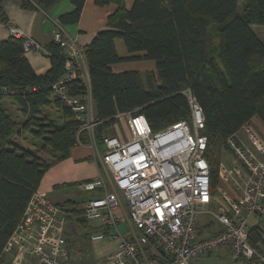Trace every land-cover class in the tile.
<instances>
[{"label":"trees","instance_id":"1","mask_svg":"<svg viewBox=\"0 0 264 264\" xmlns=\"http://www.w3.org/2000/svg\"><path fill=\"white\" fill-rule=\"evenodd\" d=\"M59 0H23L22 8L48 10ZM73 11L59 18L61 24L77 22L85 0H69ZM95 5L115 6L106 29L84 49L98 140L106 135L119 114L143 115L153 132L189 121L190 111L182 91L189 88L204 116L207 138L205 157L210 166V190L219 184L218 166L226 138L257 118L264 125V41L252 29L264 27V0H94ZM10 24L1 8L0 25ZM215 29L211 32V28ZM217 38L213 46L212 38ZM121 39L128 56L116 53ZM51 68L36 75L22 49V40L8 38L0 44V263L7 240L21 222L26 206L38 190L43 175L67 159L77 143L86 144L80 123L51 87L64 75L63 51L54 43L44 48ZM152 61L155 71L115 73L112 65ZM68 94L86 91L79 81L66 84ZM14 100L22 122L9 112ZM53 111V112H52ZM14 116V117H13ZM40 145L18 144L23 134ZM80 202L57 206L66 221H86ZM74 206V207H73ZM67 207H72L68 210ZM256 228L249 243L261 242Z\"/></svg>","mask_w":264,"mask_h":264},{"label":"built area","instance_id":"2","mask_svg":"<svg viewBox=\"0 0 264 264\" xmlns=\"http://www.w3.org/2000/svg\"><path fill=\"white\" fill-rule=\"evenodd\" d=\"M6 28L11 37L22 40L25 54L44 51L21 29L10 24ZM51 41L65 56L64 75L51 91L80 123L77 136L87 133L100 171L94 180L79 185L80 192L103 194L85 203L82 216L97 225L92 242L117 241L104 264H197L220 249L227 250L233 264H264V251L258 253L249 243V230L256 228L262 239L257 244H264V141L259 134L246 124L226 138L235 163L219 164V184L230 186L236 196L216 188L221 204L209 209L216 194L210 190L204 116L192 91H182L189 121L153 132L143 115L127 113L126 142L112 135L96 142L94 128L100 122L94 117L89 78L81 64L82 48L57 23ZM71 81L81 82L84 94H68L66 84ZM201 217L219 224L218 232L202 237ZM254 217L258 223L249 224ZM65 224L64 212L37 190L2 251L4 256L13 250L10 262L0 264H62L68 259Z\"/></svg>","mask_w":264,"mask_h":264},{"label":"crops","instance_id":"3","mask_svg":"<svg viewBox=\"0 0 264 264\" xmlns=\"http://www.w3.org/2000/svg\"><path fill=\"white\" fill-rule=\"evenodd\" d=\"M133 1L134 0H125V6L127 9L131 8ZM22 2L23 0H1V8L4 14L7 16L10 25L24 31L44 49L52 42L51 34L55 28V24H60L64 33L69 38H75L82 48L83 57L81 60V64L88 76L87 65L84 58V49L87 45L90 44L93 37L98 32L106 29L107 17L114 12L115 6H97L95 5L94 0H85L79 20L73 23L61 24L59 22V18L73 11V6L69 2V0H59L48 10H43L40 8L34 10H26L22 8ZM259 28L260 29L259 31L257 30L256 34L262 41H264V27ZM260 32L263 33V35H260ZM10 37L11 36L8 29L0 25V44ZM114 45L118 56H128L124 43L121 39H116L114 41ZM24 55L36 75H43L51 68V62L49 57L46 56L45 50L43 52L27 53ZM130 63H138V65H129ZM111 69L115 73L137 71L141 75H145L148 72L155 71V63L152 61L145 62L140 60L115 64L111 66ZM8 105L10 106L9 110L11 111V114H13L14 116L16 115V118H18L16 120L18 122H22L23 118H20V116H18L17 106L13 102L8 103ZM126 119V114H119L116 116L117 122L123 121V123H126ZM249 125L259 134L260 137L264 139V125L259 119L255 117L252 118L249 122ZM111 129L112 126L107 129V131ZM111 132L113 131L111 130ZM112 136H115L114 132ZM93 155L94 151L92 150V148H90L89 142L86 144L78 142L77 146L70 151V155L67 159L54 164L47 170L39 183L38 190L45 193L48 199L56 205H62L68 200L79 201L80 205L78 206V209L83 208L88 200L102 197V191L96 190L94 192H91V196H87L86 198H84L85 200L79 198V195L81 193H90L80 192L78 189L79 185L84 182L94 180L100 173V171L98 170L99 168L97 160ZM85 159H88L89 162H86ZM221 163L223 162L221 161L220 164ZM230 164L233 163L231 162ZM220 187L221 194L227 193L233 197L236 196V193L233 191V189H231L230 186L218 184L217 188L220 189ZM66 188H70V190L72 189L71 192L69 191L65 194H56L53 191ZM51 189L53 190L51 191ZM221 194L215 191L214 200H211L210 203L211 206H218V204H221L220 200H218L221 198ZM67 208L68 210L72 209V207ZM74 220L78 223L76 218H74ZM83 225L87 229L84 234H79V232L77 231H69L65 229L64 226V238L66 240V246L68 250V259L65 260L62 264H79L84 258L89 260V264H104V260L107 254L116 248V240L104 239L98 242H92L90 240V236L97 232L96 223L85 222L83 223ZM120 227L123 226L121 225ZM206 227H208V225H206ZM218 230H216L213 235L218 232ZM11 253H13V250L11 251ZM10 254L2 256L3 260H5V262L7 263L10 262Z\"/></svg>","mask_w":264,"mask_h":264},{"label":"rangeland","instance_id":"4","mask_svg":"<svg viewBox=\"0 0 264 264\" xmlns=\"http://www.w3.org/2000/svg\"><path fill=\"white\" fill-rule=\"evenodd\" d=\"M241 1V0H240ZM214 26L211 28V32L213 31ZM252 29L257 32V30L259 31V26H254L252 27ZM260 35H263V33L260 32ZM211 43L213 46H216L217 45V38L213 37L212 40H211ZM146 62V61H145ZM147 62H151V61H147ZM131 64H135V65H138V63H130L129 65ZM143 64V63H142ZM52 95H54V93L52 92ZM8 101H12L15 105V101L10 99V100H5V103L8 102ZM9 112L11 113V111L9 110ZM53 112V111H52ZM16 116V115H15ZM18 116H20V114L18 113ZM14 117V116H13ZM95 117V116H94ZM123 119V118H122ZM119 120V119H118ZM126 123H123V121H116V123H114L112 125V131L114 132L115 136H117V138L122 141V142H126L128 139H129V136H128V131H127V126L125 125ZM110 128V127H109ZM108 128V129H109ZM167 129V128H166ZM166 129L160 131V132H163L165 131ZM111 130L109 131H106V135L107 136H110L113 134V132H111ZM94 132H96L95 128H94ZM262 138V137H261ZM95 141L96 142H100V140H98V138L96 137L95 135ZM25 141V143H34V144H37V145H40V143L42 142L41 140L39 139H36L34 138L31 134H23L22 135V139H20L18 141V144L21 145V146H25V144H23L22 142ZM87 140H89V137L87 135ZM262 140L264 141V139L262 138ZM22 141V142H21ZM229 153V152H228ZM228 153H223L222 155V162L225 164V165H231L230 163L232 162L233 164L235 163V161L233 159H231V156L230 154ZM86 162H89L88 159H85ZM219 182H220V178H219ZM53 189H51L52 191ZM72 190V189H71ZM70 188H66V189H62V190H53L56 194H65L66 192H71ZM74 190V189H73ZM221 190V189H220ZM92 193H81L79 195V198L80 199H83L85 200L84 198H86L87 196H91ZM82 196V198H81ZM79 202V201H78ZM82 209V208H81ZM209 209H213V206H209ZM75 217H71L70 219L67 220V223L65 225V229L69 230V231H77L79 232V234H84L87 229L84 225L80 224V223H77L75 220H74ZM258 223V219L256 217L254 218H251L249 220V224L251 225H256ZM206 225H208V227H206ZM198 227L199 229L201 230V235L203 237H207V236H211L213 235V233L219 229V224H217L216 222L214 223V221L212 220L211 222V218L210 217H201L199 219V222H198ZM123 227H120V230H122ZM258 253H262L263 254V251H264V244H256L255 245ZM79 264H89V260L87 259H83ZM197 264H233L230 262V258L229 256L227 255V250H224V249H220L219 251L215 252L214 254L212 255H209V256H205V257H201L199 258V262H197Z\"/></svg>","mask_w":264,"mask_h":264},{"label":"bare ground","instance_id":"5","mask_svg":"<svg viewBox=\"0 0 264 264\" xmlns=\"http://www.w3.org/2000/svg\"><path fill=\"white\" fill-rule=\"evenodd\" d=\"M168 139H166V141H167Z\"/></svg>","mask_w":264,"mask_h":264}]
</instances>
